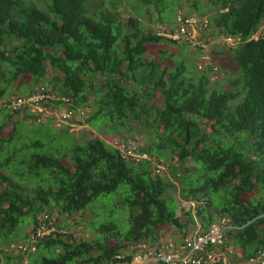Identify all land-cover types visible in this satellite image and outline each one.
Wrapping results in <instances>:
<instances>
[{
	"label": "trees",
	"instance_id": "16d2710c",
	"mask_svg": "<svg viewBox=\"0 0 264 264\" xmlns=\"http://www.w3.org/2000/svg\"><path fill=\"white\" fill-rule=\"evenodd\" d=\"M41 1L44 8L36 3ZM140 1L160 14L178 8V0ZM196 1L191 5L197 11L212 10L206 18L219 35L238 38L228 49L238 68L225 78L229 88L219 87L208 67L194 78L183 61L166 66L162 48L156 50L159 56H146L148 44L176 40L145 32L136 16L122 19L113 0L110 7L104 0H0V98L10 96L20 77L38 81L50 69L48 82L60 95L59 106L78 114L93 92L96 107L87 123L97 118L113 127L133 123L127 127L132 136L117 140L148 154L134 161L111 146L108 135L78 143L67 128L54 132L49 125L21 141L17 123L9 134L3 128L21 110L24 119L34 120V114L27 107L0 108V245H9L23 223L32 229L40 221L50 225L54 208L72 214L117 192L123 194L129 228L122 232L112 223L116 240H154L169 226L184 233L188 221L166 196L177 181L182 198L200 204L196 213L203 228L216 215L230 218L235 227L227 230L225 244L238 248L241 260L264 249V199L245 197L257 184L264 185V0H207L205 6ZM141 8L133 6L136 15ZM144 125L151 127L153 138L141 145L134 131ZM163 164L169 176L161 174ZM106 238L91 253L93 244L72 246L53 231L34 240L27 264L109 260L123 245H108ZM20 257L5 254L6 262Z\"/></svg>",
	"mask_w": 264,
	"mask_h": 264
},
{
	"label": "rangeland",
	"instance_id": "374dc122",
	"mask_svg": "<svg viewBox=\"0 0 264 264\" xmlns=\"http://www.w3.org/2000/svg\"><path fill=\"white\" fill-rule=\"evenodd\" d=\"M116 4L117 9L121 10V18L126 19L128 16H136L145 32L152 31L157 32L161 35H164L166 31L170 30L171 24L179 13L192 14L196 16L207 17L212 13V10L208 8L207 10L201 9L198 10L191 5L193 0H178L177 9H166L161 14L153 7L152 4L144 6L140 0H113ZM107 4V7H110L109 0H104ZM197 5H206L207 0H197ZM40 8H44L42 1L40 3L36 2ZM109 5V6H108ZM133 6L142 7L140 10L141 15H136L133 11ZM176 29V27H175ZM254 38L257 35L253 36ZM195 44H191L190 41L186 39H177L176 42H163L159 44H148V51L146 56L153 55V57L159 56V51H156L157 48H162L165 50L164 64L168 67H172L176 64L177 61H183L187 73L192 77L197 78L200 73H203L208 67L211 71L215 72L211 74L218 75V80L220 81L219 87H227L229 85L226 83L225 78L229 74H236L238 71L237 65L228 53V49L236 45L235 39L229 38L228 41L226 37L219 35L214 27L210 24L207 27H204L193 36ZM231 39V40H230ZM154 53V54H153ZM203 57V58H202ZM53 73L52 70H48L46 76L43 79L38 81H33L29 76H22L18 80V85L12 86L9 90L10 96H4L0 98V108H4L5 102L15 96L25 95L27 91L39 92L43 86L45 90H42L44 93L41 96L43 99V104H33L24 105L27 109L32 112L35 116V119L23 118V111L21 110L18 115H13L8 121L7 125L3 128L5 134H9L13 124L18 125L16 130L20 132L23 137L21 141H24L26 137L32 136L34 133L38 132V129L47 130L45 126L49 125L51 131L61 132L62 129L67 128L68 132L72 133L73 142H82L88 138L95 137H106L109 144L114 146V142L117 141L120 135L131 137L127 127L134 126L133 123L128 124L127 127H113L105 123L100 119H94L93 124H88L86 119L93 114V111L96 107V104L93 102V92L90 93L88 102L85 105L80 107V111L84 112V116H73L69 120H62V116L67 109L66 105H58L55 100L60 99V95L55 93L52 89V83L48 82ZM214 79V78H213ZM47 82V84H46ZM16 88V89H15ZM20 108V109H21ZM2 121V115L0 112V122ZM97 122H100L96 124ZM134 131L135 138L139 141V144L143 145L149 142L153 138L151 132V127L148 125L135 127ZM38 133H41L38 132ZM111 136V137H109ZM62 161L68 163V157H63ZM169 163L173 164V157L169 159ZM167 164V163H166ZM166 164L161 165L165 169L161 174L164 176H169V166ZM187 166H192V162L187 161ZM183 171V170H182ZM181 171V174H182ZM175 186L169 189L166 193V196L170 199H173L174 202L178 204L177 214L181 219L188 221L187 228L188 230L184 232L190 233L191 231L201 230L202 224L201 219L196 213V209L199 207V203L196 200H185L182 198V191L177 181H174ZM123 194L122 192H117L109 197L98 198L95 201H92L88 206L80 211L73 212L72 214H60V211L57 208H54L50 213L51 223L49 225L51 232L59 233L60 237L64 240L71 243L72 246H75L77 243H89L94 246L91 248V253H97L99 245H95L98 240H101L105 234L107 238L105 243L108 245H115L118 242L120 245H123L119 250L120 254L131 253L137 249L139 246L133 243H126L124 241H118L113 236V231L110 229L112 223H115L117 228L124 232L129 228V222L127 221V210L123 204ZM246 199L249 200H259L264 199V185L257 184L256 188L252 190L249 194L245 195ZM216 203L222 204V200H216ZM218 216L216 215L213 220H216ZM32 225L21 224L18 228L16 236L13 237L10 244L0 245V264H27L26 261H30L31 257L29 252H19L17 246L21 243H25V235L31 232ZM184 234L173 226H169L167 229L160 232L156 237L157 241L153 240H142L140 243H144L149 247H161L167 242L170 241H179ZM154 242V243H153ZM233 249L232 252L227 251V248ZM137 248V249H136ZM224 249V250H223ZM221 250V256L225 259L226 264H246V261L241 260L240 252L238 248L236 249L232 244H225ZM227 249V250H226ZM55 250V249H54ZM58 251V249H56ZM22 255L21 260H11L6 262L5 254L7 255ZM40 253L49 252L46 249H41ZM38 253L36 252L35 255ZM37 258L39 255L36 256ZM26 260V261H25ZM25 261V262H24ZM78 261H81L80 258ZM75 259L68 261L67 264H74Z\"/></svg>",
	"mask_w": 264,
	"mask_h": 264
},
{
	"label": "built area",
	"instance_id": "2783aa9c",
	"mask_svg": "<svg viewBox=\"0 0 264 264\" xmlns=\"http://www.w3.org/2000/svg\"><path fill=\"white\" fill-rule=\"evenodd\" d=\"M207 26L208 19L206 17L179 13L176 16V29L173 31L168 30L163 34L171 39H186L190 41L191 44H195L193 36L196 34V31L198 32V30ZM229 38L235 39L234 42L238 41V38L226 37L227 41ZM42 90L44 89L41 87L39 92L37 91V93L31 94L28 97H12L5 102L4 107L12 111L18 110L22 106L28 105V103L30 105H38L41 96L44 95ZM75 115L82 117L85 114L80 110H78V114H75L72 110L66 109L62 116V120H69L72 116L74 118ZM114 146L120 149L123 157L131 158L134 161H140L148 157L146 152L138 151L136 145L132 143L124 144L117 140L114 142ZM158 168L160 169L162 167L158 166ZM230 223V218L228 216H218L217 219L209 223L206 228H202L192 234H185L179 241H170L161 247H149L144 243H138L135 245L139 246V249L136 248L137 250L129 253L130 258L128 260L125 259L123 254H117L112 259L96 264H217L221 261L225 263V259L221 256V250L225 245L227 230L235 227ZM49 231V225L40 221L38 225L32 229L30 240L19 244L17 250L23 253L28 250H34V240L49 234ZM227 249L226 250L229 252L233 250L230 247ZM246 264H264V249L259 250L255 255L248 258Z\"/></svg>",
	"mask_w": 264,
	"mask_h": 264
},
{
	"label": "crops",
	"instance_id": "0c3cea01",
	"mask_svg": "<svg viewBox=\"0 0 264 264\" xmlns=\"http://www.w3.org/2000/svg\"><path fill=\"white\" fill-rule=\"evenodd\" d=\"M217 76H218V75H215L214 78L217 77ZM218 78H219V77H218ZM187 230H188V228H186L185 231H187ZM195 231H197V230H195ZM195 231H191L189 234H192V233H194ZM182 234H184V233H182ZM187 234H188V233H187ZM184 235H185V234H184ZM153 241L155 242V241H157V240L154 239ZM154 242H153V243H154Z\"/></svg>",
	"mask_w": 264,
	"mask_h": 264
},
{
	"label": "water",
	"instance_id": "95a60500",
	"mask_svg": "<svg viewBox=\"0 0 264 264\" xmlns=\"http://www.w3.org/2000/svg\"><path fill=\"white\" fill-rule=\"evenodd\" d=\"M219 76L215 77V78H218Z\"/></svg>",
	"mask_w": 264,
	"mask_h": 264
}]
</instances>
